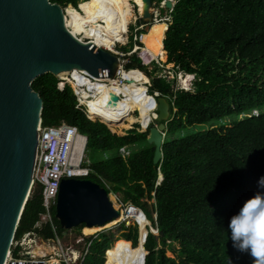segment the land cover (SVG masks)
Returning a JSON list of instances; mask_svg holds the SVG:
<instances>
[{"label":"trees","instance_id":"obj_1","mask_svg":"<svg viewBox=\"0 0 264 264\" xmlns=\"http://www.w3.org/2000/svg\"><path fill=\"white\" fill-rule=\"evenodd\" d=\"M48 1L62 9L68 5L76 9L90 0ZM162 1L151 3L159 6ZM168 17L163 55L172 65L173 76L181 73L192 78V90L175 89L176 78L167 81L156 75L160 71L156 65L148 70L140 62L131 47L138 44L137 36L144 29L136 30L127 47L121 48L129 60L124 70L142 72L149 79L147 94L158 93L155 101L164 97L169 104L172 119L166 125L158 165L153 164L154 146L146 141L148 130L139 132V126H134L119 136L115 128L87 119L83 109L76 108L70 86L51 74L31 84L42 100L41 126L64 123L75 128L86 138L82 166L90 171L79 179L119 195L122 205L140 209L152 225L156 214L158 236L147 235L144 264H253L246 254L231 248L225 228L264 176V0H176ZM144 24L137 20V27ZM254 110L258 115L249 116ZM122 147L129 152L126 158L118 153ZM86 152L94 155L91 161L85 159ZM158 171L162 181L157 186ZM42 211L40 188L34 186L14 240L30 232L43 240L53 239L48 227L33 230ZM52 215L61 236L54 208ZM121 228L126 231L122 239L136 248L137 228ZM107 237L98 234L83 264L88 259L90 264H103ZM119 248L129 249L118 240L110 249ZM166 251L175 257H167Z\"/></svg>","mask_w":264,"mask_h":264},{"label":"water","instance_id":"obj_2","mask_svg":"<svg viewBox=\"0 0 264 264\" xmlns=\"http://www.w3.org/2000/svg\"><path fill=\"white\" fill-rule=\"evenodd\" d=\"M140 1L139 19L146 32L154 9L151 0ZM164 6L173 7L170 0H165ZM65 9L48 0H0V264L6 259L30 191L42 110L32 82L45 74L57 78L72 70L83 71L97 81L115 79L120 66L114 53L97 48L92 41H78L70 33L64 25ZM117 100L111 95L109 104ZM155 102L156 117L146 141L154 146L153 164L158 165L163 135L172 118L164 97ZM118 217L107 191L98 184L77 178L60 181L54 218L62 236L80 225L102 227Z\"/></svg>","mask_w":264,"mask_h":264},{"label":"bare ground","instance_id":"obj_3","mask_svg":"<svg viewBox=\"0 0 264 264\" xmlns=\"http://www.w3.org/2000/svg\"><path fill=\"white\" fill-rule=\"evenodd\" d=\"M133 3L140 15L142 12L141 1L133 0ZM78 9L66 7L64 11V25L78 41H82V38L83 41H92L97 48L111 53L116 52L114 48L117 44H125L127 27L133 19L129 0H90L81 2ZM78 34L82 36L81 39L77 38ZM153 34L149 36L147 45L156 49L161 47V43H159L160 39ZM119 69L120 67L117 68V71ZM85 76L83 71L77 70L62 72L58 75L62 80L68 79L71 86L78 91L81 96V105H85L88 109V119L101 120V122L120 130H128L132 125L139 124L145 130L152 119L156 117L153 113L156 109V102L146 93L145 81L138 70L121 71L118 79L97 81L90 77L87 79ZM111 95L118 98L112 106L109 104ZM132 112H137V115H131ZM78 140L84 142L85 139L78 138ZM110 195L109 199L112 202ZM113 206L117 208L115 203ZM133 217L139 229L137 247L134 249H108L104 254L106 264H142V258L145 256L143 237L151 226L140 210L136 211ZM114 225L116 224H106L109 228ZM146 226L148 229L145 232ZM95 228L98 227L87 229ZM24 245L29 247L27 255L34 257H46L55 251L54 247L47 246L40 241L25 240ZM76 257L77 255H74V258ZM57 262L52 259L48 264Z\"/></svg>","mask_w":264,"mask_h":264},{"label":"built area","instance_id":"obj_4","mask_svg":"<svg viewBox=\"0 0 264 264\" xmlns=\"http://www.w3.org/2000/svg\"><path fill=\"white\" fill-rule=\"evenodd\" d=\"M114 54L118 56L119 64L120 61L124 63L122 59L124 55L122 53L116 51ZM119 67L120 69L117 71L115 79H118L121 71L125 72L123 66L120 65ZM85 78L89 79L88 76H85ZM61 81L67 83L71 87L77 102L76 108L83 109L88 118V109L85 105H81V96L78 91L71 86L68 79ZM78 138L84 137L80 136L75 128L68 127L64 123H61L56 127H42L41 123H39L37 128V147L29 190L34 188V186L40 188L41 206L43 211L38 215V220L34 224L33 230H42L43 228L48 227L53 233V239L45 241L52 242L53 244H59L62 238L68 236V233L65 236H58L57 226L54 223L52 215V209L55 207L60 181L67 178L86 177L90 172L87 166H82L85 162L84 150L86 141H79ZM118 153L122 158H126L129 155V152L125 147L119 148ZM114 198L115 204L118 203L116 206L119 216L122 218V220L116 223V225L124 224L127 227H138L133 216L136 211L139 212V210L129 203L122 205L117 196H114ZM153 222L154 231L150 227V234L158 236L155 215L153 216ZM105 231L106 230L104 229L101 232ZM36 237L39 240L44 241L42 238L38 237L35 232L25 233L18 240H14L13 238L3 264H48L49 261L47 260V256L34 257L32 255H27L29 252L20 254V250L15 256V250L18 248L21 249L24 246L25 240L32 241ZM97 238L98 234H94L87 240L77 237L75 239V244H82L83 246L78 250H75L73 246L70 248L65 247L63 250L65 257L57 264H83L85 258L89 254L92 242ZM74 255H77V257L74 258ZM146 255L147 253L142 258V264H144ZM103 259V264H106L105 256H103Z\"/></svg>","mask_w":264,"mask_h":264},{"label":"rangeland","instance_id":"obj_5","mask_svg":"<svg viewBox=\"0 0 264 264\" xmlns=\"http://www.w3.org/2000/svg\"><path fill=\"white\" fill-rule=\"evenodd\" d=\"M171 4L174 5L176 0H171ZM129 3H130V6H131V9H132V14H133V19L130 21L129 25H128V29H127V34H126V41H125V44H117L114 48V50L122 53L124 55V57L122 58L123 59V62L120 61V65L123 66V68L125 67V65H127L128 63V56L123 53L122 51V47H127V43L129 41V36L130 35H134L135 34V31L138 30L140 27H137V20L139 19V15L137 13V10H136V7H135V4L133 3V0H129ZM152 8H154L155 10H157L156 8L157 7H154L152 6ZM159 9H163V10H160V12L158 13V15L156 16L155 18V21L152 22L149 26V29L145 32V33H141L139 36H137V43L138 44H134L132 45L131 47V50L132 51H136V56L137 58L140 60V62L147 67L148 70H151L153 69V66L152 64L156 65L160 71L156 73V75H158L159 77H163L165 78L167 81L168 80H172L173 78L175 79V83H174V87L175 89H181V90H192V86H191V83H189L190 79H192L190 76H186L184 74H177V76H173V72L171 71L172 69V65L171 64H167L166 63V57L163 55V50H162V37H163V32L165 31V29L167 28V21L169 19L168 17V14H169V11L170 9H166L164 7V4L161 3L160 6H159ZM162 11V12H161ZM157 23V24H156ZM134 28L133 30H130V28ZM144 28V27H143ZM154 33V34H153ZM153 34V36H157L158 39H160V42L161 43V47L159 46L158 48L156 49H153L151 48L149 45H147L148 43V40H149V36ZM78 39H81L82 36L80 34H78L77 36ZM133 39H135V37H133ZM82 41L84 40L83 38L81 39ZM86 41V40H85ZM139 45V46H138ZM152 49V50H151ZM145 56V54H147ZM140 72V71H139ZM142 77L144 79V83H145V86L148 85L149 83V79L142 73ZM57 79L59 80H62L60 79L59 77H57ZM188 79V80H187ZM146 90H147V87H146ZM133 116H136L137 115V112H132ZM150 115L152 116V113H150ZM134 126H139V129H137L139 132H143L144 130L140 127L139 124H134L132 125L128 130L132 129ZM114 128V127H113ZM117 133L119 136H123L125 135V133L128 131V130H120V129H117ZM94 158V155L92 153H89V152H86L85 153V159L88 160V161H91L92 159ZM119 195H117L118 197ZM110 198L112 200L113 203H115V199H114V196L113 195H110ZM151 203V202H150ZM118 205V203H116ZM123 225V227H127L125 226L124 224H119V225H114L112 227L109 228V226H106L107 229H105L106 231L105 232H101L102 230H104V226L102 227H98L100 228L101 231L95 233L93 231V229H87V228H75L71 231H68V236L67 237H64L60 240V243H52V242H48V241H42V240H39L37 237L33 239V241H40L41 243H44L45 245L47 246H52L55 248V251L53 252V254L51 255H47V260L48 261H51L52 259L58 261L57 263H59L61 260L64 259V254H63V250L65 247L67 248H70L71 246L74 247V249L78 250L79 248H81L83 245L80 244V245H76L75 244V239L78 237V238H82L84 240H87L89 237L93 236L94 234H104L105 236H108L107 239L105 240L107 242V247L108 249H110L112 247V244L113 242L116 240H118L120 243H125V245L130 249L131 247V244L129 242H126L124 240H122V234L123 233H126L125 230H122L121 226ZM150 226V225H149ZM148 227L146 226L145 227V232H146V229ZM138 232H139V229H138ZM115 241V242H116ZM130 245V246H129ZM61 246V247H60ZM132 248V247H131ZM29 251V247L28 246H23L21 249H20V254H23L25 252H28ZM65 253V252H64ZM166 256L169 257V258H174L175 255H173L172 253L170 252H167L166 251ZM88 264L91 263V259H88ZM56 263V264H57Z\"/></svg>","mask_w":264,"mask_h":264},{"label":"clouds","instance_id":"obj_6","mask_svg":"<svg viewBox=\"0 0 264 264\" xmlns=\"http://www.w3.org/2000/svg\"><path fill=\"white\" fill-rule=\"evenodd\" d=\"M164 1L165 0H163L161 3L164 4ZM160 4H159V6H160ZM153 6L157 7L156 8L157 10H155L153 8L154 13H153V21L152 22L155 21V18L158 15L156 12H160V10H163V9H159V6H155L154 3H153ZM144 25L139 26L140 27L139 29H144L143 28ZM124 71H126V70H124ZM126 72H128V71H126ZM187 91H189V90H187ZM146 93H147V90H146ZM157 96H159L158 93H154L153 99H154V97H157ZM150 97H152V96H150ZM257 115H258L257 111L254 110L251 112V114L249 116L256 117ZM150 125H151V123L147 126V128L143 132L147 131L150 128ZM164 135H163V137H165ZM84 139H85V137H84ZM85 145H86V143H85ZM161 176L162 175L158 171V173H157L158 178H157V182H156L157 186L162 181ZM80 178H83V177H80ZM77 179H79V178H77ZM109 195L110 194H108V196ZM111 195H113V194H111ZM113 196H116V195H113ZM115 209L117 210V208H115ZM138 210H140V209H138ZM140 212H142V211L140 210ZM142 214L145 217V214L143 212H142ZM154 215H156V214H154ZM150 226L152 229H154V225H152L151 222H150ZM134 227H136V226H134ZM136 228L138 231V227H136ZM225 229L227 230V233H228V240L230 241V246L235 252L242 254V255L246 254L253 261V264H264V176H261L257 179L256 190L254 191V193L249 198L244 200L241 203V205L238 207V209L228 218L227 225H226ZM149 230H150V228H149ZM149 233L150 232H148V234ZM115 241L113 242V244L115 243ZM124 241H126V240H124ZM130 244H131V247L134 249L131 242H130ZM137 245H138V241H137ZM103 256H104V252H103ZM103 261H104V259H103ZM229 264H231V261H229Z\"/></svg>","mask_w":264,"mask_h":264}]
</instances>
